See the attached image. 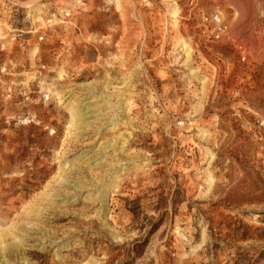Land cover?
Masks as SVG:
<instances>
[{
    "label": "rangeland",
    "instance_id": "obj_1",
    "mask_svg": "<svg viewBox=\"0 0 264 264\" xmlns=\"http://www.w3.org/2000/svg\"><path fill=\"white\" fill-rule=\"evenodd\" d=\"M0 264H264V0H0Z\"/></svg>",
    "mask_w": 264,
    "mask_h": 264
},
{
    "label": "bare ground",
    "instance_id": "obj_2",
    "mask_svg": "<svg viewBox=\"0 0 264 264\" xmlns=\"http://www.w3.org/2000/svg\"><path fill=\"white\" fill-rule=\"evenodd\" d=\"M107 96H108V95H107ZM103 97H104V96H103ZM107 100H108V99H107ZM92 101H94V100H92ZM104 102H105V101H104ZM122 102H123V101H122ZM121 104H122V103H121ZM80 108H81V107H80ZM83 109H85V110H83ZM91 109H92V108H90V107H87V108L84 107V108H81L80 110L78 109V111H80V112H78V113H80V114H79V118L82 117V116H83V117H88V116H90L91 114H90V115H88V114L85 115V114L88 113V112H90ZM71 110H72V109H71ZM76 111H77V110H76ZM74 113H75V112H74ZM75 116H76V115H75ZM117 118H118V117H117ZM76 119H77V118H76ZM76 119H75V120H76ZM80 119H81V120H80L79 122L82 123V122H81V121H82V118H80ZM83 119H84V118H83ZM76 122H77V121H76ZM83 123H84V122H83ZM112 123H113V121H112ZM85 124H87V122H85L83 125H85ZM115 124H116V123H115ZM80 125L82 126V124H80ZM87 125H88V124H87ZM77 126H78V125H77ZM81 126H80V127H81ZM83 127H84V126H83ZM79 129H81V128H79ZM97 150H98V149H97ZM98 153H99V152H98ZM100 155H101V154H100ZM99 158H100V157H99ZM63 180H64V179H63ZM67 191H68V190H67ZM4 231H5V230H4ZM4 233H5V232H4ZM4 245H5V244H4ZM3 249H4V248H3ZM3 254H4V253H3Z\"/></svg>",
    "mask_w": 264,
    "mask_h": 264
},
{
    "label": "trees",
    "instance_id": "obj_3",
    "mask_svg": "<svg viewBox=\"0 0 264 264\" xmlns=\"http://www.w3.org/2000/svg\"><path fill=\"white\" fill-rule=\"evenodd\" d=\"M236 230L239 231L240 228H236ZM240 237H241V239L246 240V239H249L252 236L249 234V230H245V231L241 232Z\"/></svg>",
    "mask_w": 264,
    "mask_h": 264
},
{
    "label": "built area",
    "instance_id": "obj_4",
    "mask_svg": "<svg viewBox=\"0 0 264 264\" xmlns=\"http://www.w3.org/2000/svg\"><path fill=\"white\" fill-rule=\"evenodd\" d=\"M207 19H208V17H207ZM215 19H216L218 22L221 21V17H220L218 14L215 15Z\"/></svg>",
    "mask_w": 264,
    "mask_h": 264
}]
</instances>
